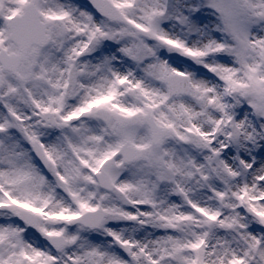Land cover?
Instances as JSON below:
<instances>
[{"label":"snow or ice","instance_id":"obj_1","mask_svg":"<svg viewBox=\"0 0 264 264\" xmlns=\"http://www.w3.org/2000/svg\"><path fill=\"white\" fill-rule=\"evenodd\" d=\"M0 264H264V0H0Z\"/></svg>","mask_w":264,"mask_h":264}]
</instances>
